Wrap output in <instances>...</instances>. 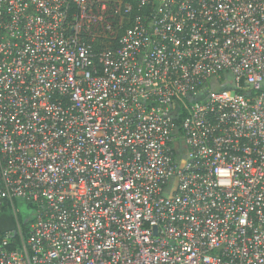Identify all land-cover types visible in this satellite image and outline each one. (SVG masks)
<instances>
[{"label": "built area", "instance_id": "obj_1", "mask_svg": "<svg viewBox=\"0 0 264 264\" xmlns=\"http://www.w3.org/2000/svg\"><path fill=\"white\" fill-rule=\"evenodd\" d=\"M0 264H264V0H0Z\"/></svg>", "mask_w": 264, "mask_h": 264}, {"label": "rangeland", "instance_id": "obj_2", "mask_svg": "<svg viewBox=\"0 0 264 264\" xmlns=\"http://www.w3.org/2000/svg\"><path fill=\"white\" fill-rule=\"evenodd\" d=\"M14 202H15V206L19 212L21 223L23 226H26L32 220L33 212L27 206L25 200L16 199Z\"/></svg>", "mask_w": 264, "mask_h": 264}]
</instances>
